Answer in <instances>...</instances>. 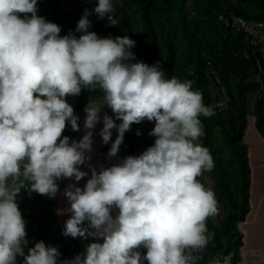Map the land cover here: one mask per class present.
<instances>
[{"label": "clouds", "instance_id": "1", "mask_svg": "<svg viewBox=\"0 0 264 264\" xmlns=\"http://www.w3.org/2000/svg\"><path fill=\"white\" fill-rule=\"evenodd\" d=\"M92 11L118 24L109 15L116 13L111 0H97ZM91 14L86 9L78 20V37L61 36L58 24L37 15V0H0V264H16L17 256L23 264H197L214 237L207 221L219 214L211 187L197 179L214 167L197 143L204 135L199 117L213 111L192 81L165 78L158 63L132 62L135 41L128 36L88 31ZM82 88L91 90L85 133L69 143L62 137L66 121L73 131L79 125L66 97ZM103 106L113 116L102 117V142L110 141L112 129L117 132L108 157L116 156L131 125L145 119L154 122V142L99 171L89 165L83 189L65 188L68 207L61 214L69 218L62 234L102 243H89L82 255L64 261L42 240L25 254L26 221L16 197L21 189L55 197L58 179L87 175L79 166L90 159L86 153ZM211 264H231V255Z\"/></svg>", "mask_w": 264, "mask_h": 264}, {"label": "trees", "instance_id": "2", "mask_svg": "<svg viewBox=\"0 0 264 264\" xmlns=\"http://www.w3.org/2000/svg\"><path fill=\"white\" fill-rule=\"evenodd\" d=\"M85 7L93 10L97 0H84ZM118 24L108 23L107 17L99 18L93 12L89 18L91 26L88 31L99 37L128 36L135 41L130 50L135 60L148 65L159 64L165 71V78H177L180 81H192V89L203 96V103L210 107L213 115L200 116L204 135L197 143L205 147L213 161L211 172H206L197 179L211 187L219 205V214L209 218L207 228L214 233L201 259L197 264L211 262L229 253H236L242 244L237 222L244 219L250 210L249 187L251 170L248 161L247 146L243 142L247 126L246 94L243 84L253 71H249L257 59L254 42L244 35L233 31L228 24L231 14H239L250 21H263L264 0H111ZM77 0H37V11L46 12L49 22L61 27L60 35L76 32L78 20L84 14L78 8ZM135 6L140 13L142 29H135L130 13ZM78 14H75V12ZM114 12V11H113ZM23 15V14H21ZM142 40H141V39ZM91 90L82 88L77 96H67V102L73 107L80 126L84 108L89 102ZM99 94L102 93L99 90ZM108 115H112L107 113ZM256 126L264 135V113L261 100L256 104ZM120 121L117 120V123ZM144 125L145 132H141ZM154 122L144 120L134 123L124 134L123 142L118 150L119 162L128 155L138 156L154 142L149 135ZM139 131V135H137ZM78 131H73L66 121L62 137L69 138V143L76 140ZM111 146L102 144L99 147L100 158L96 169L110 167L112 157L107 153ZM212 183L209 185L207 179ZM67 178L58 179V191L55 197L44 195L42 206L38 193L21 189L16 197L19 210L26 221V227L35 222V235L32 230L26 237L35 236L36 240H44L39 225L53 215L58 192L65 186ZM57 231L56 242L70 246L74 238L64 236V223ZM31 233V234H29ZM92 237L86 238L85 246L91 243ZM50 240V239H47ZM46 240V241H47ZM68 249V248H67ZM146 249L141 247V255ZM26 254V253H25ZM232 255L231 264H237L238 257ZM23 261V257H22Z\"/></svg>", "mask_w": 264, "mask_h": 264}, {"label": "crops", "instance_id": "3", "mask_svg": "<svg viewBox=\"0 0 264 264\" xmlns=\"http://www.w3.org/2000/svg\"><path fill=\"white\" fill-rule=\"evenodd\" d=\"M245 37L250 38L248 36ZM250 39L251 42H254L256 46V50L253 54H256L257 57L254 65L251 66L249 70L253 71V73H251L249 78H247L245 80V83L243 84L246 94L247 111V126L244 131L243 142L247 146L248 161L251 170L249 187L250 210L248 211L244 219L238 221L236 225L242 239V244L236 251L237 255L236 253L231 252L225 256H220L219 258L222 260L226 256L231 255L232 257V255H236L238 257L237 264H264V135L256 126L257 119L255 114L256 104L258 100H261V110L264 113V29H262L261 32H258L254 39ZM99 96L101 97L102 95ZM92 100L95 99L93 98ZM105 113L111 114V111L107 106H103L101 108V121ZM85 116L86 113L84 112L79 126L77 134L78 137L76 141H78L85 133ZM100 122L95 125L94 129L99 125ZM94 129L92 130V132H94ZM112 134L117 135V132L113 131ZM93 136L102 138L99 134L94 135L93 133ZM93 150V146H91V151ZM86 154L88 155V153ZM99 158L100 154L98 152L97 155L93 156L92 161L90 162V166L92 168H96ZM111 165H113V157L110 163V166ZM81 166L86 168V170H80L86 172L87 175L79 181H76L74 178H67L65 186L58 192L53 215L47 218L42 225H39V229L43 234L42 236H44L43 242L45 243V245L53 246L58 249L60 253L58 261L73 259L77 254L82 255L86 248V238H74V242L70 246L63 245L62 243L56 242L55 240L57 231L60 230L61 226L63 225V218H69L68 213L61 214L62 210L68 207V200L64 195L65 188L69 184H72L83 189L86 181L91 177L90 167L84 165ZM39 197L40 200H38V202L39 205L42 206L44 195H41ZM116 211L117 210H113L111 214L115 216ZM31 221L32 223L29 224L28 227H26V232L28 233L30 230H32V234L35 235L34 230L36 229L34 228H36L35 222H37V220L35 219V217H33L32 220L31 217ZM26 239L27 246L24 248V252L27 254L28 248L33 247L34 244L39 240H36V237H33L32 235L26 237ZM92 242L102 243V238L92 237L91 243ZM16 264H23L22 256H17ZM142 264H147V261H142Z\"/></svg>", "mask_w": 264, "mask_h": 264}, {"label": "built area", "instance_id": "4", "mask_svg": "<svg viewBox=\"0 0 264 264\" xmlns=\"http://www.w3.org/2000/svg\"><path fill=\"white\" fill-rule=\"evenodd\" d=\"M78 2V8L83 9L84 11L87 9L88 11L92 12V14L89 16L90 19L93 17V12L91 9L89 10L88 7H85L84 0H77ZM115 12L110 13L109 15L113 16L115 18ZM100 19L98 17L94 18L95 22H98ZM228 24L231 26V28L238 34L248 36L252 39L256 37L258 32H261V30L264 27V24L262 21H250L247 20L245 17L241 15L232 14L228 20ZM110 116V115H109ZM116 122V121H115ZM117 123V122H116ZM103 127L102 121L99 123V125L94 129V132L96 134H99L100 129ZM116 131V129H112V132Z\"/></svg>", "mask_w": 264, "mask_h": 264}, {"label": "rangeland", "instance_id": "5", "mask_svg": "<svg viewBox=\"0 0 264 264\" xmlns=\"http://www.w3.org/2000/svg\"><path fill=\"white\" fill-rule=\"evenodd\" d=\"M130 13H131V17H132V22H133V26L135 29H142V25H141V20H140V13L138 11V9L135 6H131L130 8ZM37 15L42 16L45 18V20H48V15L46 14V12H39L37 11ZM141 39V38H140ZM142 40V39H141ZM110 109V108H109ZM146 128L144 127V125L141 127V132H145ZM94 135H97L95 132H93ZM116 138V134H112L110 141L108 142V144L111 146V143L115 140ZM102 138H97L95 136L92 135V145L93 146V151L88 152V156H90V159L87 160L85 162V164H83L84 166H89L92 161L93 156L97 155L99 152V146L102 144ZM118 153L116 154V156L113 157V164L119 163L118 162ZM79 169H84L86 170V168L82 167L81 165L79 166Z\"/></svg>", "mask_w": 264, "mask_h": 264}]
</instances>
